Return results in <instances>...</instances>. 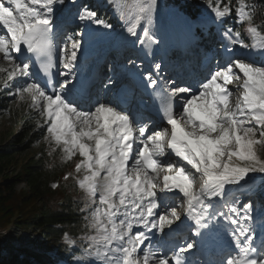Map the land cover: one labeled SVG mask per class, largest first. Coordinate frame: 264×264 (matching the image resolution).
<instances>
[{
  "label": "snow or ice",
  "instance_id": "1",
  "mask_svg": "<svg viewBox=\"0 0 264 264\" xmlns=\"http://www.w3.org/2000/svg\"><path fill=\"white\" fill-rule=\"evenodd\" d=\"M65 2L0 0V57L9 65L0 72L6 73L5 87L23 78L15 95L21 101L27 96L29 107L40 113L45 139L65 160L80 157L75 172L85 194L80 211L87 264H264V231H257L264 215L251 200L241 206L231 187L248 186L249 174H264V59H256L264 58V30L254 23V6L207 0L213 23L223 25L234 11L244 35L224 29L225 57L195 91L162 76L161 63L137 73L113 63L104 84L111 97L81 110L75 97L91 99L93 87L78 71L85 30L113 26L84 5L75 14L80 30L62 33L56 13ZM111 4L133 43L154 55L152 46L160 43L151 32L157 0ZM237 44L249 54L237 57ZM34 66L46 78L44 86L29 82ZM53 69L64 78L59 88ZM137 88L150 89L158 102L156 120L143 122ZM165 236L171 243L162 251ZM193 252L206 255L190 259Z\"/></svg>",
  "mask_w": 264,
  "mask_h": 264
},
{
  "label": "trees",
  "instance_id": "2",
  "mask_svg": "<svg viewBox=\"0 0 264 264\" xmlns=\"http://www.w3.org/2000/svg\"><path fill=\"white\" fill-rule=\"evenodd\" d=\"M161 1L164 7H177L190 18L210 10L207 0ZM247 2L254 6V23L264 30V0ZM235 3L232 0L233 6ZM226 28L244 35L234 11L225 18L221 29ZM244 40L248 38L244 36ZM12 102L10 91L0 85V115L10 110L21 119L19 130L0 143V264H57L62 259L73 263L75 257H85L87 246L81 241L87 229L85 214L80 211L85 194L78 186L80 174L75 172L78 155L65 160L60 149L45 139L46 125L28 111L22 114L24 109L19 110ZM35 146L38 151L32 153ZM260 154L264 156V149ZM18 157L24 162L18 171L8 173ZM54 180L58 181L56 187L50 184ZM20 183L26 188L18 190ZM262 196L256 194L257 198ZM9 229L16 241L11 240ZM65 236L79 240L72 247L64 242Z\"/></svg>",
  "mask_w": 264,
  "mask_h": 264
},
{
  "label": "rangeland",
  "instance_id": "3",
  "mask_svg": "<svg viewBox=\"0 0 264 264\" xmlns=\"http://www.w3.org/2000/svg\"><path fill=\"white\" fill-rule=\"evenodd\" d=\"M70 1H72V0H70ZM84 2H86L87 4H83L81 6L87 5L89 8H91L97 12L100 10L101 16H98V17L106 20L108 23H110L113 26L111 29H105L103 27H100V31H99L98 35L102 36L103 38L99 37V38H97V40L98 41L100 39H102L103 41L108 40L109 44H105V45H109V47H110L111 63H115L117 66H122L125 62H128L130 60L128 57L129 55L125 52H124V54H122V51L120 50V48L117 49L118 51H115L113 49L114 44L116 45V43H117L116 46H118L119 41H121V39H124L125 36L127 35L126 27L124 25V21L121 19V16H120V10L112 7L111 0H84ZM115 2L116 3H122V2H127V0H115ZM64 7H65L64 9L70 8V4H67L65 2ZM165 10L166 9L163 8L161 0H157V7H156V10L154 12L153 24H154V29H160V34H158V36L161 37L162 41L168 42V41L173 40V41H177L178 43L180 41H183V42L190 41L191 40L190 33L188 34V36H187V34H184L182 37L183 38L182 40L180 39V37L179 38L176 37V33L174 32V29L171 27V24L176 25V27L179 28L180 23H172V21H167V19H166L167 11H165ZM61 11L62 10L57 11V14L61 13ZM206 13L207 14L204 15L203 17H199L195 21L191 22V24L195 28L201 27V26L209 27V25H215V27L218 26L217 23L212 22L215 20L214 14L211 12H206ZM73 19H75V17ZM182 19L186 20L187 18L183 16ZM74 23H75V21H74ZM187 27L188 26L184 23V32L185 33H187V29H186ZM178 31H181V30H178ZM215 32L217 34L218 39L226 41V39L222 35L223 32H219L217 29L215 30ZM180 36H182V35H180ZM245 51H246V55H248L249 50L246 49ZM256 59H257V61H259L260 59H264V58L256 57ZM181 60H178V55H177V58L175 60H173L172 63L179 67V70H177L176 73L178 75L182 76V78H184L186 76L184 71L187 68V64L183 67V63H182L183 60L182 61ZM0 61H1L0 68H8L9 67L7 61L3 60V58L0 59ZM215 64H217V63L215 61H213L210 69L215 70L214 69ZM119 70L122 71V67H120ZM102 71H103V75L106 77L108 75L107 74L108 68L104 67ZM5 76H6V73L0 72V84H4L3 78ZM21 79H23V78H17L16 81L9 82L8 90L11 93V98L13 99V102H12L13 105L17 106V108L19 110L24 109L22 114H24L25 112L28 111V112H30V114L32 116H37V118L41 120L43 125H46V124H44L43 118L40 115V113L37 110H33L32 108L29 107L30 99L27 96H25L24 100L21 101L15 95L16 87L19 86V83L17 81H19ZM29 82H30V80H29ZM178 83L180 84V86H188L183 80L181 82H178ZM195 85H197V84H194L192 87L197 88V86L195 87ZM103 86L104 85L102 83L103 89H102L101 95L104 96L107 93L105 92V87H103ZM232 90H234V89L232 88ZM108 94L109 95L107 97V100L111 97V93H108ZM81 110H86V109L83 108ZM20 120L21 119L16 117V114L11 112L10 110H6L0 115V143H3L6 140H8L10 134L16 133L19 130L20 123H21ZM46 129H47V125H46ZM45 134L47 135V132H45ZM37 151H38V147L35 146L32 153H35ZM262 157H264V156H262ZM23 162H24L23 157H18L16 159V162H14L8 168L7 172L8 173H15L16 171H18L21 163H23ZM50 184L53 187V185H57V181L54 180ZM262 187L264 190V183H261L256 188H253L251 191L261 190ZM17 188L19 190V189L26 188V187H25L24 183H20V184H18ZM236 194H248V192L240 191ZM249 200H251L254 203L256 209H259V204L257 202H254L252 198H246L244 200H241V206L243 203H245ZM12 233H13V230L9 229L8 234H10L11 240L16 241V239H14V236L12 235Z\"/></svg>",
  "mask_w": 264,
  "mask_h": 264
},
{
  "label": "bare ground",
  "instance_id": "4",
  "mask_svg": "<svg viewBox=\"0 0 264 264\" xmlns=\"http://www.w3.org/2000/svg\"><path fill=\"white\" fill-rule=\"evenodd\" d=\"M166 19H167V21H172V22H176V23L183 22L181 19H178V18L173 19L172 16H170V12L169 11H167V13H166ZM61 23H62V20L57 17V25H58V27L60 26ZM178 32L181 33L182 31H178ZM108 46L109 45H103L104 51H107ZM236 48L240 49V47L238 45L236 46ZM0 59H2V57H0ZM0 64H1V61H0ZM191 79H194V76H192ZM95 88H96V92H97L100 89V86L97 84V85H95ZM98 101L105 102L106 100H103L102 98L99 97ZM91 107H92V105H89V106L87 105L86 106V110H88ZM260 227L257 228L258 233L260 232V230L262 231V229Z\"/></svg>",
  "mask_w": 264,
  "mask_h": 264
}]
</instances>
